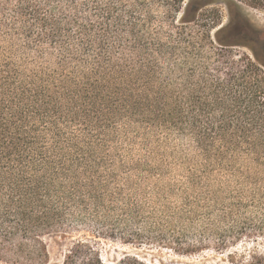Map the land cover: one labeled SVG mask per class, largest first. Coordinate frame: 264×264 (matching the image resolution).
<instances>
[{
    "label": "trees",
    "instance_id": "obj_1",
    "mask_svg": "<svg viewBox=\"0 0 264 264\" xmlns=\"http://www.w3.org/2000/svg\"><path fill=\"white\" fill-rule=\"evenodd\" d=\"M264 0H0V264H49L45 237L98 222L107 144L123 122L191 134L220 129L264 164V34L244 7ZM225 13L227 21L225 22ZM250 52L236 56L235 47ZM232 217L233 239L264 238V187ZM76 239L60 264H163L103 258ZM231 264L264 252L230 251Z\"/></svg>",
    "mask_w": 264,
    "mask_h": 264
},
{
    "label": "rangeland",
    "instance_id": "obj_2",
    "mask_svg": "<svg viewBox=\"0 0 264 264\" xmlns=\"http://www.w3.org/2000/svg\"><path fill=\"white\" fill-rule=\"evenodd\" d=\"M244 13L264 34V9L245 6ZM234 50L236 60L250 52ZM222 111L199 112L200 125L215 127L206 147L192 133L123 122L107 144L97 219L105 229L89 215L71 233L46 236L49 264H60L80 238L97 242L106 260L131 253L163 264H231L230 251L264 252L263 237L233 239L232 217L250 216L254 208L246 207L264 187V164L245 146L226 144L230 136L220 126L230 117Z\"/></svg>",
    "mask_w": 264,
    "mask_h": 264
}]
</instances>
